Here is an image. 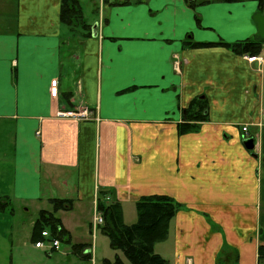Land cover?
Returning a JSON list of instances; mask_svg holds the SVG:
<instances>
[{"label":"crops","instance_id":"obj_1","mask_svg":"<svg viewBox=\"0 0 264 264\" xmlns=\"http://www.w3.org/2000/svg\"><path fill=\"white\" fill-rule=\"evenodd\" d=\"M196 1L101 0L86 19L78 0L88 29L61 22V0H0V196L10 205L0 236L11 237L1 264H97L100 192L125 224L142 196L180 204L154 244L168 264H264V43L262 64L186 43L253 37L258 2ZM197 96L205 119L179 132ZM81 105L91 118L55 115ZM51 198L72 202L55 212L70 237L56 250L32 239ZM17 205L35 217L20 220ZM115 255L126 263L111 249L99 264Z\"/></svg>","mask_w":264,"mask_h":264},{"label":"trees","instance_id":"obj_2","mask_svg":"<svg viewBox=\"0 0 264 264\" xmlns=\"http://www.w3.org/2000/svg\"><path fill=\"white\" fill-rule=\"evenodd\" d=\"M227 2L241 0H222ZM258 10L264 8V0H257ZM60 20L65 24L76 26L79 23L86 26L82 16L81 5L78 0H61ZM89 33V32H88ZM187 45L197 47L223 46L231 49L237 54L258 55L264 39L255 40L254 37H247L234 42H193L186 41ZM205 101L203 97L197 96L191 100L189 105L183 109L184 121L179 127V132H188L197 129L194 121L205 119L203 113ZM102 195V196H101ZM106 193L100 192L97 198L96 209L103 218L100 225L101 232L107 236L109 247L120 250L130 264H168V261L154 251V244L166 238L169 221L181 207L172 198L166 195L142 196L135 202L136 221L125 224L122 219V210L118 201L104 202L102 197ZM52 209L40 210L32 227V239L34 242L42 239L41 231L47 230L52 238H57L62 242L70 241L69 233L63 228L60 218L55 212L59 209H70L72 202L65 198H51ZM9 201L0 196V212L9 208ZM84 247L83 243H73L72 251L82 258L80 251ZM101 264H126L118 255L110 260L103 258Z\"/></svg>","mask_w":264,"mask_h":264},{"label":"rangeland","instance_id":"obj_3","mask_svg":"<svg viewBox=\"0 0 264 264\" xmlns=\"http://www.w3.org/2000/svg\"><path fill=\"white\" fill-rule=\"evenodd\" d=\"M200 0H197L196 2H198ZM244 2H242L241 4H244L248 1H252V0H242ZM101 0H81V5H82V8H83V11H84V15H85V18L86 19H90L93 15L91 14V10L93 8H95V5L97 6V3L100 4ZM256 10H254L252 13H251V17L253 15V13L255 12ZM262 54L264 56V48H263V51H262ZM17 209H18V216H19V219L22 220V219H26L25 221H27L28 219H30L31 217H35V210L32 208L31 211L29 212H23L21 211V208L19 205H17ZM5 216H8L7 214H0V233L1 235L3 236L5 234V230L7 228H9V223L10 222H5V221H2L1 218L2 217H5ZM4 230V231H3ZM0 236V264L6 260V258H10V250H8V246H9V240L11 239V237L9 235H5L4 237ZM13 236H14V240L16 242L19 243L22 242V239H23V236H24V230L22 229V231L18 232V234L14 231L13 232ZM97 244H98V248H97V252H96V259H97V264L100 263V256L103 257V255L107 256V254H109L111 252V249L110 247L108 246V239L104 236H102L100 233H97ZM66 245L64 242H62V248H65ZM15 250V249H14ZM14 250L12 252H14ZM12 256H16V253L14 252L12 254ZM126 264H130L127 260H126Z\"/></svg>","mask_w":264,"mask_h":264},{"label":"built area","instance_id":"obj_4","mask_svg":"<svg viewBox=\"0 0 264 264\" xmlns=\"http://www.w3.org/2000/svg\"><path fill=\"white\" fill-rule=\"evenodd\" d=\"M246 59L249 62L256 61L258 64H262L263 62V56L255 55V56H246ZM56 80L51 81V87H55ZM93 114V111L87 106V105H81L75 108H68V109H58L55 113L56 117L58 118H68L73 120H87L91 118ZM242 130L246 131V126L242 127ZM103 223L102 215L99 211H97L93 217V227L99 226ZM42 239L39 241H36L34 245L36 247H46L48 250H56L59 248L60 240L57 238H52L49 235V232L47 230L41 231Z\"/></svg>","mask_w":264,"mask_h":264},{"label":"water","instance_id":"obj_5","mask_svg":"<svg viewBox=\"0 0 264 264\" xmlns=\"http://www.w3.org/2000/svg\"><path fill=\"white\" fill-rule=\"evenodd\" d=\"M252 20L255 24L256 33L253 36L255 40L264 39V8L262 11L256 10L252 15ZM95 27H93V35H95ZM245 147L251 150L254 147L253 138H248L244 142Z\"/></svg>","mask_w":264,"mask_h":264}]
</instances>
